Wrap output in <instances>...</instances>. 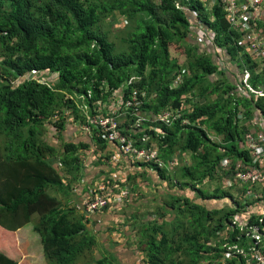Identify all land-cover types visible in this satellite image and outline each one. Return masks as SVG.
<instances>
[{
  "label": "trees",
  "instance_id": "1",
  "mask_svg": "<svg viewBox=\"0 0 264 264\" xmlns=\"http://www.w3.org/2000/svg\"><path fill=\"white\" fill-rule=\"evenodd\" d=\"M206 1L0 0V264H19L13 233L33 216L48 264H120L112 254L91 255L89 218L55 197H69L81 174L76 152L87 145L63 143L57 150L45 138L50 127L60 135L71 118L92 128L102 150L105 140L89 123L102 104L117 105L114 114L100 113L116 118L138 149L146 135L162 162L145 164L165 185L157 205L138 226L130 225L137 229L140 264H246L239 249L249 251L248 238L237 226L252 205L244 195L254 189L241 187L240 199L218 184L228 176L231 186L240 187L233 179L239 164L256 166L245 135L258 123L256 131H264V63L240 51L239 33L229 29L221 1L210 9ZM191 17L210 31L216 54L226 51L240 75L250 72L248 84L258 94L199 49ZM119 20L125 25L111 34ZM175 77L180 80L174 85ZM163 113L172 118L167 125L146 120L133 126L139 114L150 120L146 114ZM183 156L189 164L165 171ZM224 159L230 160L227 173L221 172ZM102 183L110 187L109 179ZM207 183L217 185L214 192L204 189ZM223 200L231 209L217 207L215 201ZM231 220L238 221L232 229ZM248 223L255 224V217Z\"/></svg>",
  "mask_w": 264,
  "mask_h": 264
},
{
  "label": "crops",
  "instance_id": "2",
  "mask_svg": "<svg viewBox=\"0 0 264 264\" xmlns=\"http://www.w3.org/2000/svg\"><path fill=\"white\" fill-rule=\"evenodd\" d=\"M216 1L217 0H207L206 1L207 8L210 9L211 7H213L214 4H216ZM191 18L193 19L192 20L193 21L192 24L194 25L193 32L196 41L198 40L200 42L199 39H196V38H200L199 36L200 33H202L204 30L208 31V35L204 36V38L205 40L207 39V44H211V45L210 46L205 45L206 43L203 42L201 44L206 49L205 48L202 49V47L198 45L199 48L204 51H207V53L211 55V58H213L215 62L219 63V65L222 66V68H226L228 71L227 74L230 75L232 80L238 79L240 81L242 78V84H244L243 80L246 72H248L247 85L249 86L248 79L250 77V72L248 70H245L243 74L240 75L239 72L237 71V67L235 66L234 62L230 60L231 59L230 55L226 51L219 49L218 50L219 52L216 54L215 52L216 49L214 50L213 47H211L213 46V42H211V40L208 39V37L210 36L209 33L210 31L208 29H205L204 26H200L201 23H199L198 21L196 22V20L193 17ZM225 20L230 27L229 29L234 30V28H232V26L226 19V13H225ZM198 27L201 29L199 31L200 33L197 30L199 29ZM257 27H259L260 29H264V16L261 21L257 22ZM237 33H239V38L237 40L238 44L237 43L236 44L238 46H242L244 38L242 37V34L239 31ZM240 51L242 53H247L242 49H240ZM247 55H249V53H247ZM240 57L243 58V56L239 55V58ZM250 58L252 57L250 56ZM103 105L104 104H102L101 106H96L94 108L93 118L89 120V123L93 125L94 130L96 129V127L93 122H96L106 117L105 115L100 113L101 109H106L108 112H110V114H114V111H116L118 108V106L114 104L113 105L109 104L106 106ZM148 115L149 114H146L145 116L149 117L150 120L146 119V117L141 116L140 114L137 115V118L140 119V122H145L146 120L148 121L147 123L150 124L157 122L155 120V117L157 115H149V116ZM87 118L89 119V117ZM121 118L122 117H120V119ZM72 124L75 123L73 122ZM67 126L65 127V130L61 132L60 135L57 134V138L52 139L51 143L49 142L48 143L50 145L55 146L57 150H62L63 143H73L76 145L79 143H83L87 145V148L79 149L76 152V155L79 156L78 163L81 168V174L78 177L79 180L71 186V192H69V197L64 198L63 193L61 194L57 193L55 197L59 199L61 203H63L64 207L70 209L72 208L77 213L82 214L86 203L89 201V198L91 197L90 193L95 189V187L101 185L103 181L109 179L110 187L112 189H114L113 187L117 183L120 184L118 185V187H116L117 190L119 188L129 187L131 191L129 190L127 191L128 199L124 204L125 208L131 211L128 214L129 215L128 218L122 216L113 218L112 217L113 213L111 211L99 212L89 217L88 219L89 223H87V227L92 234L94 233L95 237L96 235H98L97 237L99 239V241L96 240L97 238L95 239V246L93 247L94 249L91 252L93 256L98 258L100 255L112 254L114 257L117 258L120 264H140V256H139L140 254L136 249L134 243L132 242L129 243V239H128L131 238L133 240L132 236H136L135 231H137V229L134 228L133 231L131 226L133 225L138 226L140 224L139 222L140 217L147 214L151 208V207L149 208L145 207L147 208V211L146 212L144 211V213L140 212L143 214H139L141 203H147L149 199L148 195L150 194L157 196V191L160 195H162V189L165 187V185L161 184L160 178L158 177V174L157 172H155V169L152 167V165L147 166L145 164H149V163H144L143 161L137 159L135 156H130L128 154L121 153L116 144H112V143H108L107 141H104L105 143H102L105 144V146L103 145L104 148L102 150H99L100 146L95 144L93 140L92 128L90 126L83 125L84 128L75 125L73 127L72 126L67 127ZM133 126L136 127L137 125H135L134 123ZM253 126L257 127L260 126V124L258 123L257 125H253ZM149 129H154V124L151 125ZM153 131H155V129ZM63 132H65V134ZM55 133H57L56 130L50 127L48 134L55 135ZM97 133L99 132L96 129L95 134L98 136ZM57 145H60V148H58ZM176 159L177 158H173L169 162L177 164V162H175ZM170 169L165 168V171L169 172ZM223 169L221 172L227 173V167L224 166ZM225 177H224L225 183L223 186V188L225 189L223 190L230 192V190H232V187L229 184L231 183L232 180L228 176ZM234 186L235 185H233V187ZM242 194L243 192L242 190H240V192L237 195L238 198L241 199L243 197ZM249 194L256 195L257 192L256 190H253L252 193L245 194L244 197H249ZM253 201L254 202L252 203V205L264 202L262 193L256 195L255 200ZM148 202H150V199ZM150 205L152 206L153 204ZM252 205L250 207L249 206L246 207L245 213L244 215H242L243 217L240 221L241 224L239 223L240 226L245 223H248L249 218L256 217L264 211V208L259 211L258 207H255V209L251 211ZM114 219L117 220L120 219L119 224H114L116 223ZM134 219H136L137 222L132 223ZM127 222L128 223L130 222L131 226L127 225ZM237 222L238 221L231 220L230 229L235 227ZM27 229L28 232L25 231ZM29 231L34 232L33 225L29 226V224H27L23 228H20L19 230L13 233V242L16 245V251L19 252L21 255L19 261L17 262H19V264H48L43 255L40 236L36 232H34V234L38 236V241H39V246H38L37 240H35V238L31 240L28 239V235H30ZM118 237L121 238L122 242H117V241L112 242V240L118 239ZM96 246H98L99 248H96ZM80 262H78L77 264H80ZM89 264H93V263L89 261Z\"/></svg>",
  "mask_w": 264,
  "mask_h": 264
},
{
  "label": "built area",
  "instance_id": "3",
  "mask_svg": "<svg viewBox=\"0 0 264 264\" xmlns=\"http://www.w3.org/2000/svg\"><path fill=\"white\" fill-rule=\"evenodd\" d=\"M220 1L226 13L227 21L232 28H234V31H239L244 38L242 46H239V48L249 53L253 59L260 60V62L264 63V29L257 27V22L261 21L264 16V0ZM247 76L248 72H246L243 80L245 87L251 93L258 94V92L247 85ZM34 77L35 75H33L32 78ZM179 80V77H175L173 84L175 85ZM136 94L137 93L135 92L133 100L137 99ZM127 105L131 104L127 103ZM155 120L167 125L171 122L172 118H170L168 114L163 113L157 115ZM139 122L140 119L135 122V125H138ZM93 123L101 134V137L108 143L116 144L121 153L135 156L144 163L155 162L157 164L159 163V165L162 164V162L156 159L157 149H155L152 144L147 146L146 135L142 137V147L138 149L134 146L132 140L122 135L116 118L105 117ZM245 146L249 151L253 164L256 166H244V164L240 163V168L233 175L234 181L238 182L240 187L246 186L253 188L254 190L256 188L264 190V131L257 132L253 135L250 133L246 134ZM173 164L174 163L170 162L167 165V169H170ZM223 166L230 167V160L225 159L223 161ZM229 185H231V183ZM114 189L103 183L98 187H95L90 193L91 197L83 210L85 219H88L92 215L102 212L105 209L108 210V208L113 205H122L127 201L128 190L126 188L120 190L119 193H113ZM256 195L249 194V197H245L244 200H255ZM255 220V224L245 223L238 226L240 231L244 232L248 238L247 245L249 249L247 252L239 249V252L247 257L246 263L264 264V211L259 216H256ZM234 247L235 244L231 245L232 253ZM227 255H230V252H227ZM201 264L215 263L214 261L206 260L202 261Z\"/></svg>",
  "mask_w": 264,
  "mask_h": 264
},
{
  "label": "rangeland",
  "instance_id": "4",
  "mask_svg": "<svg viewBox=\"0 0 264 264\" xmlns=\"http://www.w3.org/2000/svg\"><path fill=\"white\" fill-rule=\"evenodd\" d=\"M123 25H125L124 24V21L123 20H119L118 21V24L117 25H114L113 26V28H111L110 29V32H111V34H116L117 32V29H119V28H121L120 26H123ZM200 33V32H199ZM208 35V31L207 30H204L202 33H200V38H198L199 40H200V42L199 41H197L196 42V45H199L200 47H202V49L203 48H205L201 43H203V42H205L206 44L205 45H208V46H210L211 44H207V39L205 40V38H204V36H207ZM110 37H112V36H110ZM198 46V47H199ZM200 49V48H199ZM206 49V48H205ZM216 49V48H215ZM214 49V50H215ZM205 52H207V51H205ZM204 52V53H205ZM177 54V53H176ZM170 55H172L173 56V53L171 52V54ZM176 56H178V55H176ZM54 78L55 77H53V80H52V82H54ZM214 98V97H213ZM71 112L68 110L67 112H66V115L67 116H69V115H71L70 114ZM70 119L71 118H68L67 119V121H66V126L67 127H69V126H81L82 128H84V126L83 125H80V124H78V123H75V124H72L73 123V121H72V119H71V121H70ZM128 122H130V120H128ZM242 123L243 124H248V121L247 120H243L242 121ZM250 124V123H249ZM81 128V129H82ZM49 132V131H48ZM249 132H250V134H255V132H256V129H255V127L253 126V125H250V130H249ZM64 134H65V132H63ZM48 134V133H47ZM46 134V140H47V142H49V143H51V140L52 139H55V138H57V133H55V135H53V134H51V135H47ZM50 138V139H49ZM49 139V140H48ZM211 139H213L215 142H218L219 143V138L217 137V136H213V135H211ZM152 146L153 147H155L154 146V144L152 143ZM57 147L58 148H60V145H57ZM175 162H177V165H180V164H189L190 163V158H189V156H183V159H182V161H180V160H178V159H176V161ZM227 162V161H226ZM225 163V162H224ZM227 169H229L228 167H227ZM234 179V178H233ZM207 184H209V185H204V189H208V191H210V192H214V190H215V188H216V184H213V183H207ZM218 186H224V183H219L218 184ZM260 186V185H259ZM127 187V186H126ZM233 189L232 190H230V193H231V195H233L235 198L236 197H238L237 195H238V193L240 192V187L239 186H237L236 185V187L234 186H231ZM243 187V186H242ZM128 188V189H127ZM126 189L127 190H129V191H131L130 190V188L129 187H127ZM223 189H225V188H223ZM256 190V192H257V194H259V193H262V189H260V188H256L255 189ZM188 193H190V192H188ZM188 193L187 192H185V196H188ZM159 193H158V191H157V196L156 195H152V194H150V195H148V198L150 199V202H148L149 201V199H148V201H147V203H141V205H140V209H139V214H143L144 213V211L146 212L147 211V208H149V207H154L156 204H157V202H154V200H155V198L157 197H159ZM147 200V199H146ZM248 201V202H247ZM249 202H254L253 201V199H251V200H245V203H247V204H252V203H249ZM153 204L152 206L150 205V204ZM215 203L218 205L217 207L219 208V209H231V204H230V202L229 201H227V200H223V201H215ZM209 206V204H207V207ZM122 207V208H121ZM145 207H147V208H145ZM255 207H258L259 209V211L260 210H262L263 208H264V202H261V203H258V204H253L252 205V208H251V211L252 210H254L255 209ZM112 212L113 214H112V217L113 218H116V217H119V216H122V217H125V218H128L129 217V213L131 212L130 210H128L127 208H125V205H124V203L122 204V205H113V206H111L110 208H108V211L106 210V212ZM140 212H143V213H140ZM138 214V215H139ZM139 218V217H138ZM37 220H38V217L37 216H33L32 217V220H31V222L29 223V226H32L35 222H37ZM114 221H116V223H114V224H119V221H120V219L119 220H117V219H114ZM127 225H129L130 226V223H128L127 222ZM25 231H27L28 232V229L27 230H25ZM24 231V232H25ZM29 233H30V235H28V239L29 240H31V239H33V238H35V240H37V243H38V246H39V241H38V236L36 235V234H34V232H32V231H29ZM93 235H94V233H93ZM98 235H96V237H95V239L97 240V241H99V239H98V237H97ZM132 238H133V240L131 239V238H128L129 239V241L130 242H132V243H135L134 241L135 240H137V239H135V238H137L136 236H132ZM122 242V240H121V238L120 237H118V239H114V240H112V242ZM135 245V244H134ZM135 247H136V245H135ZM96 248H99L98 246H96ZM91 255H92V253H91ZM80 264H89V260L87 259V260H85L84 262H82V263H80ZM246 264H249L248 262L246 263Z\"/></svg>",
  "mask_w": 264,
  "mask_h": 264
},
{
  "label": "clouds",
  "instance_id": "5",
  "mask_svg": "<svg viewBox=\"0 0 264 264\" xmlns=\"http://www.w3.org/2000/svg\"><path fill=\"white\" fill-rule=\"evenodd\" d=\"M257 132H260L259 130H257L255 133H257ZM250 133V132H249ZM248 134V133H247ZM246 136V135H245ZM247 149V148H246ZM125 204V203H124ZM107 210V209H106ZM108 211V210H107ZM106 212V211H105Z\"/></svg>",
  "mask_w": 264,
  "mask_h": 264
}]
</instances>
